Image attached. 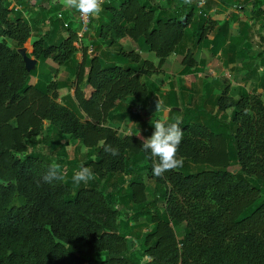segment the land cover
Returning a JSON list of instances; mask_svg holds the SVG:
<instances>
[{
    "label": "trees",
    "instance_id": "16d2710c",
    "mask_svg": "<svg viewBox=\"0 0 264 264\" xmlns=\"http://www.w3.org/2000/svg\"><path fill=\"white\" fill-rule=\"evenodd\" d=\"M12 1L0 0V264H264V99L258 93L238 85L233 94L223 86L208 123L198 122L205 108L181 109L183 167L162 178L153 175L136 128L126 133L114 121L121 100L133 99L125 112L131 117L146 113L159 94L150 80L157 69L137 45L159 60L184 47V74L200 71L192 48L179 49L185 39L227 55L225 64L241 59L239 43L256 40L264 70V35L230 34L229 20L210 18L200 0H105L80 40L88 37L93 53L78 40L73 21L42 15L39 0H15L23 9L10 7ZM246 1L251 24L261 31L264 0ZM41 20L47 28L35 34L29 54L37 64L27 70L17 49ZM124 38L134 48L126 49ZM47 60L57 67L75 62L71 104L57 100L65 86L60 81L30 82ZM249 72L244 85L254 78L264 90V74ZM168 92L162 104L178 105L175 91ZM157 120L144 122L149 136ZM50 129L56 141L66 138L59 151L46 140ZM32 142L38 148L28 151ZM77 142L83 153L70 159L66 146ZM106 144L119 155L105 152ZM52 165L60 166L63 180L46 183ZM81 165L94 176L77 185L73 176Z\"/></svg>",
    "mask_w": 264,
    "mask_h": 264
},
{
    "label": "rangeland",
    "instance_id": "374dc122",
    "mask_svg": "<svg viewBox=\"0 0 264 264\" xmlns=\"http://www.w3.org/2000/svg\"><path fill=\"white\" fill-rule=\"evenodd\" d=\"M116 2H119L120 0H114ZM204 0L198 1V5H203L202 8L206 10L208 9H214L211 12L208 13V16L210 18L216 19L220 21L225 16V11H227L229 8V15L233 17L234 20H230L229 24L232 25V23H235L239 20H244V23L239 22L238 24V30L230 29L229 30L231 34H236L237 31L239 33L243 32L246 36H249L251 32H254V37H258L259 34L264 35V28L261 29V31L256 30V23L251 24V20L253 19L252 16H250V10L251 6L250 3L246 0H223L229 2V8L225 7L223 8L222 5L219 4L218 0H209L204 5ZM224 3V2H222ZM211 4V5H210ZM12 5V3H11ZM10 5V7H11ZM226 5V4H225ZM233 5V6H232ZM211 6V7H210ZM51 7L56 8L54 5ZM49 7V8H51ZM241 7V8H240ZM23 9V7H22ZM46 9V8H44ZM223 9H225L224 12ZM222 10V11H221ZM238 13V17L234 16ZM42 14H46L43 12ZM28 18L34 17L35 15L32 14H26ZM246 21V22H245ZM221 24L223 22H220ZM234 26L236 24H233ZM249 25V26H248ZM258 28V24L256 25ZM46 29V23H41L38 25L34 32L32 37L27 39L25 43L20 47H25L27 52L30 54L32 51V41L36 39L37 33H42ZM232 30V31H231ZM246 30V31H245ZM192 31V28L189 27L186 32L188 34ZM249 43H239L237 45V50H240V52H243L242 57L238 61L229 62L228 64H225V62L228 60V56L223 54L222 52H218L216 55H212L210 53V50L206 48L204 45H199L201 47H198L197 44L195 46L193 45V42L190 41V39H185L183 44L179 45V49L181 47H190L194 51V56L196 57L197 63L195 65L196 69L200 68L199 72H194V70L190 73H181L182 70V64L181 59L184 54L185 48L181 49L180 51L176 53H172L166 59L159 60L158 57L151 51H148L145 47L136 46L141 58L151 60L157 69V72L150 77V80L156 82L157 87L160 89L158 90L159 96L161 97V101L165 100V95L169 94V90L172 89L175 91V95L178 98V105H170L171 108L166 109L165 111L157 112L154 111L150 114L141 113L139 111L137 115H131L128 116L125 114L126 111H129L131 108H133V99L126 98L124 100H121L117 107H116V113H115V120L120 121L121 127L125 128L126 133H133L134 128H136L137 135L143 137V138H149L150 136L146 133V126L144 124L145 121H153L154 119H163L165 116L167 117V121H176L179 119V121L182 119L181 117V109H190L192 107H200V109L205 108L204 116L200 117L198 119V122L201 123H208L211 121V117H214V114L217 113V107L213 103V99L219 94L220 88L222 89L223 86L229 85L230 90L233 94L238 93L237 87L238 85H243L246 87L249 91H254L255 93H258L262 99H264V90H262L261 84L262 80L256 82L254 78H250L247 84L244 85V79L243 77L246 75L248 70L250 72L248 75H259L261 74L263 76L264 70L261 67V64H259V57L256 55V51L260 49L257 43L258 41H251L248 39ZM246 39V41H248ZM82 43H86L87 45H90L93 49V53L96 51L97 47H95V44H91L88 37H84ZM124 45L126 49H131L134 46L132 43L127 42H120ZM7 44L14 48L16 47L14 42L7 40ZM77 45H80L77 44ZM80 52V51H79ZM82 53V52H81ZM79 53L78 59H82V54ZM34 58L33 56H31ZM231 58V57H230ZM241 60L244 62H241ZM37 64V62H36ZM75 65V62H71L66 66H59L57 67L55 64H53L50 60H47V65L41 67L40 65L37 66V70L34 73H32L30 82L34 83L36 81L46 83L51 79H56L57 81H60L63 83L66 87H62L58 90L59 97L58 101H62L63 103L66 102L68 104H71L72 102V96L68 97L69 95V88L71 87V83L73 80V73L72 69ZM246 65V66H245ZM256 65V66H255ZM248 66V67H247ZM257 66H259L257 71ZM57 68L56 72L54 69ZM52 69V71H50ZM71 94V93H70ZM72 95V94H71ZM157 95V94H154ZM237 96V95H236ZM168 97L172 100L170 95ZM170 101V100H169ZM176 109H174V108ZM124 113V114H123ZM225 114L227 116L230 115V111H226ZM116 123V122H115ZM48 122H45V125L47 126ZM49 133L46 137L47 142H49L51 149L56 152L59 151V146L61 144H64L66 141V138L64 136L59 137V139L56 141V134L53 129L48 130ZM47 131V132H48ZM28 151L38 148V143H30L28 144ZM67 154L72 159L73 157H77L83 152V147L77 142L76 144L69 143L66 146ZM43 151L46 152V148L43 147ZM152 185V184H151ZM120 210V218L124 219L126 218L124 215L123 209L119 208ZM133 222H130L129 225L132 226ZM136 225V224H135ZM183 227H178V233L182 232ZM138 242V241H137ZM139 244V243H138Z\"/></svg>",
    "mask_w": 264,
    "mask_h": 264
},
{
    "label": "clouds",
    "instance_id": "9594fccd",
    "mask_svg": "<svg viewBox=\"0 0 264 264\" xmlns=\"http://www.w3.org/2000/svg\"><path fill=\"white\" fill-rule=\"evenodd\" d=\"M65 8L75 9L81 16H97L103 10V0H62ZM165 111L163 106L157 104V112ZM244 113L249 114L245 109ZM179 119L174 123H168L167 117L157 120L154 124V132L149 138H142V149L150 153L153 160V175L162 178L165 173L183 167L184 159L178 155L179 146L183 140V130L180 128ZM104 151L112 156L119 155V149L110 144L104 145ZM60 166L52 165L43 176V181L52 183L53 181L63 180L59 174ZM94 176L90 167L81 165L73 176V182L77 185L87 183Z\"/></svg>",
    "mask_w": 264,
    "mask_h": 264
},
{
    "label": "crops",
    "instance_id": "0c3cea01",
    "mask_svg": "<svg viewBox=\"0 0 264 264\" xmlns=\"http://www.w3.org/2000/svg\"><path fill=\"white\" fill-rule=\"evenodd\" d=\"M204 2V4H205V2H206V0H204L203 1ZM218 2H219V4L220 5H222L223 6V8H225V7H227V8H229L228 7V5H225L224 3H222V1L221 0H218ZM16 3H15V0H13L12 1V5H11V7L12 6H14ZM38 5H40V7L42 8V7H44V8H46L45 9V13L47 12V11H51L50 12V16H54V17H58V18H62V19H64V17H66L69 21H73L74 23V25H73V27H78L77 28V33H78V29H79V22H78V11L77 12H75V11H73L72 9H68V8H65L64 6H63V4H62V0H39V3H38ZM52 5H54L56 8H54V7H51ZM211 5V4H210ZM233 6V5H232ZM15 8H22V6L21 5H19V4H17V5H15L14 6ZM49 7H51V8H49ZM211 7V6H210ZM229 9H231V8H229ZM229 9L227 10V11H225V9H223V11L222 12H224L225 11V16L224 17H221L222 19L220 20V22H223V19H227V20H234L233 19V17L232 16H230L228 13H229ZM212 10H214V9H208V11L209 12H211ZM208 12V13H209ZM30 14H32V11L30 12ZM43 15V14H42ZM41 15V16H42ZM238 15V13L236 14V15H234V16H236V17H238L237 16ZM40 16V18H42ZM44 16H47L46 14L44 15ZM43 20H41V22H42ZM47 20H45V22L43 21V23H47L46 22ZM236 22L235 23H232V25H230L231 27H230V29H235V30H238V24H239V22H241V23H244V20H239V21H237V20H235ZM233 24H236L235 26L233 25ZM46 28H47V25H46ZM232 31V30H231ZM229 33L231 34V32H230V30H229ZM233 34V33H232ZM239 34V32L237 31V33L236 34H234V35H238ZM30 37H32V36H30ZM29 37V38H30ZM208 37L209 38H211L212 37V35L210 34V35H208ZM28 38V39H29ZM33 42V41H32ZM122 42H124V43H127V42H130V43H132L129 39H126V38H124V39H122ZM85 45H87L86 43H84ZM77 45V44H76ZM81 45V44H80ZM132 45H133V43H132ZM134 46V45H133ZM91 47V46H90ZM135 49H137V48H135ZM138 51V50H137ZM79 53H81V51L80 52H77V54H76V59L78 60V61H81V60H79L78 59V54ZM174 53H176V52H174ZM173 53V54H174ZM82 54V53H81ZM171 55V54H170ZM166 59V58H165ZM151 61V60H150ZM181 61V60H180ZM197 72H199V71H197ZM74 78V77H73ZM64 87H66V86H64ZM63 87V88H64ZM69 92L68 93H71V94H73V92H74V86L72 87H70L69 88ZM157 96L159 97V100H160V102H161V97L157 94ZM161 104H162V102H161ZM164 106H166L167 108L166 109H169V108H171V106H169V105H164ZM174 108V107H173ZM166 109H164V110H166Z\"/></svg>",
    "mask_w": 264,
    "mask_h": 264
},
{
    "label": "water",
    "instance_id": "95a60500",
    "mask_svg": "<svg viewBox=\"0 0 264 264\" xmlns=\"http://www.w3.org/2000/svg\"><path fill=\"white\" fill-rule=\"evenodd\" d=\"M17 52L22 56L23 58V61H24V65H25V68L27 70H30L31 68H33V66L36 64L37 62V59L35 58H32L29 53L27 52L26 48L23 46V47H19L17 49ZM160 103V100H159V97L157 95H153L150 100H149V105L146 109V112L148 114L154 112L157 110V104ZM163 106L164 109H166L167 107L164 106L163 104H161Z\"/></svg>",
    "mask_w": 264,
    "mask_h": 264
},
{
    "label": "built area",
    "instance_id": "2783aa9c",
    "mask_svg": "<svg viewBox=\"0 0 264 264\" xmlns=\"http://www.w3.org/2000/svg\"><path fill=\"white\" fill-rule=\"evenodd\" d=\"M105 0H103L104 2ZM91 20V16L89 17H83L81 14L78 12V22H79V29H78V40L80 41L83 35L86 33V31L89 29V23ZM93 49L92 47H88V52H92Z\"/></svg>",
    "mask_w": 264,
    "mask_h": 264
}]
</instances>
